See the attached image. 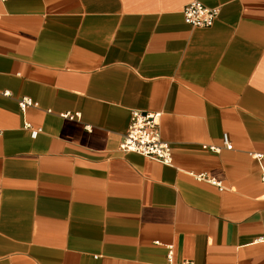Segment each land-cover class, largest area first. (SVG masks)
Returning <instances> with one entry per match:
<instances>
[{
  "label": "crops",
  "instance_id": "1",
  "mask_svg": "<svg viewBox=\"0 0 264 264\" xmlns=\"http://www.w3.org/2000/svg\"><path fill=\"white\" fill-rule=\"evenodd\" d=\"M132 110L171 164L120 149ZM254 154L264 0H0V264H264Z\"/></svg>",
  "mask_w": 264,
  "mask_h": 264
},
{
  "label": "built area",
  "instance_id": "2",
  "mask_svg": "<svg viewBox=\"0 0 264 264\" xmlns=\"http://www.w3.org/2000/svg\"><path fill=\"white\" fill-rule=\"evenodd\" d=\"M185 20L193 26L210 27L214 24L220 14L219 7H209L202 2L193 1L183 8ZM5 95H10V92L5 91ZM19 105L22 110L28 106H38L37 102H33L30 98H23ZM65 117L75 118L80 114H63ZM161 114L158 112H146L142 110H132L131 120L127 132L120 143V149L123 152H134L145 157L158 160L164 164H171L173 161V151L168 142L162 138L160 129ZM38 131L34 130V134ZM224 146L227 149H233V144L229 140L228 134H224ZM204 149L213 152H220L221 147L216 145L204 144ZM255 158L263 159L264 154H254ZM199 179H208L205 174L198 175ZM264 179V173H263ZM211 182L221 186L220 182L215 179H208ZM264 240V235L260 238ZM168 260L166 264H176L173 260V246H169ZM180 264H195L194 261L188 260Z\"/></svg>",
  "mask_w": 264,
  "mask_h": 264
}]
</instances>
